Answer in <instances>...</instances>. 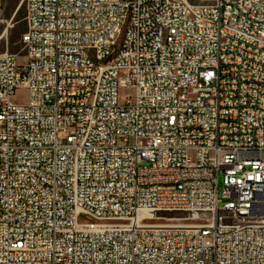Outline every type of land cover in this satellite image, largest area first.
<instances>
[{"label": "built area", "instance_id": "built-area-1", "mask_svg": "<svg viewBox=\"0 0 264 264\" xmlns=\"http://www.w3.org/2000/svg\"><path fill=\"white\" fill-rule=\"evenodd\" d=\"M21 4L0 264H264V0Z\"/></svg>", "mask_w": 264, "mask_h": 264}, {"label": "rangeland", "instance_id": "rangeland-1", "mask_svg": "<svg viewBox=\"0 0 264 264\" xmlns=\"http://www.w3.org/2000/svg\"><path fill=\"white\" fill-rule=\"evenodd\" d=\"M198 4H207L211 1L193 0ZM213 1V0H212ZM22 0H2L3 12L0 22V54L8 53L18 57H22L25 51L22 49L21 36L26 31V24L23 21L25 14V6L21 4ZM21 6L23 8L22 20L17 22L15 11ZM23 61V60H20ZM130 94L129 92H121L120 99ZM14 105H25L27 103V92L19 90L12 98ZM168 217V215L166 216Z\"/></svg>", "mask_w": 264, "mask_h": 264}, {"label": "bare ground", "instance_id": "bare-ground-1", "mask_svg": "<svg viewBox=\"0 0 264 264\" xmlns=\"http://www.w3.org/2000/svg\"><path fill=\"white\" fill-rule=\"evenodd\" d=\"M198 1H212V0H198ZM36 129H47V122H36Z\"/></svg>", "mask_w": 264, "mask_h": 264}, {"label": "trees", "instance_id": "trees-1", "mask_svg": "<svg viewBox=\"0 0 264 264\" xmlns=\"http://www.w3.org/2000/svg\"><path fill=\"white\" fill-rule=\"evenodd\" d=\"M22 13H23V8L20 7V9L16 13V21L19 22L22 20Z\"/></svg>", "mask_w": 264, "mask_h": 264}, {"label": "water", "instance_id": "water-1", "mask_svg": "<svg viewBox=\"0 0 264 264\" xmlns=\"http://www.w3.org/2000/svg\"><path fill=\"white\" fill-rule=\"evenodd\" d=\"M20 7H21V6H19V7L17 8V10L15 11V15H16L17 11L20 9Z\"/></svg>", "mask_w": 264, "mask_h": 264}]
</instances>
